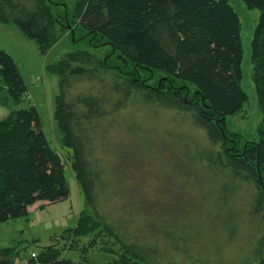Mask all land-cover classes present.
I'll use <instances>...</instances> for the list:
<instances>
[{"label": "trees", "instance_id": "obj_1", "mask_svg": "<svg viewBox=\"0 0 264 264\" xmlns=\"http://www.w3.org/2000/svg\"><path fill=\"white\" fill-rule=\"evenodd\" d=\"M30 1L32 8L22 0H0V22L13 23L46 55L65 33L59 31L61 24L48 0ZM242 1L249 9L259 11L251 64L262 113L258 141L242 152L230 151L227 145L226 118L239 115L248 102L241 84V21L228 0H83L75 7L77 28L111 46L121 60L136 68L161 72L168 80L191 85L195 90L190 99L184 89L170 88L167 83L144 87L113 74L103 59L85 50L67 53L48 66V71L59 78L54 118L62 146L72 152L68 159L84 195L85 209L73 234L84 237L99 230L114 238L125 259L111 264H128L126 260L164 264L160 257L171 260L154 248L158 241H172L167 232L154 238L160 231L155 223L157 213H149L151 207L147 205L154 195L145 191L144 197L131 200L135 207L127 208H109L110 198L106 197L108 188L114 187L115 200L127 206L130 196L129 188L113 179L97 154L104 136L102 123L124 110L106 106L113 102L119 107L129 95L189 115L208 140V148L199 158L205 161V171L221 178L225 192H249L251 216L264 214V0ZM27 92L18 64L0 49V105L6 104L8 97L19 105ZM64 167L62 156L43 131L35 106L12 110L6 118H0V225L27 217L28 208L39 202L67 199L70 191ZM189 209L182 213L185 219L195 217L188 215ZM239 211L241 215L246 212L242 208ZM185 228L186 224L182 225L180 235ZM261 242L264 244V233ZM175 248L180 252L177 244ZM19 252L15 247L0 249V264H18ZM33 254L35 258L19 264H87L66 258L56 245ZM243 264H264V258Z\"/></svg>", "mask_w": 264, "mask_h": 264}, {"label": "rangeland", "instance_id": "obj_2", "mask_svg": "<svg viewBox=\"0 0 264 264\" xmlns=\"http://www.w3.org/2000/svg\"><path fill=\"white\" fill-rule=\"evenodd\" d=\"M80 1L83 0H48L61 24L59 31L65 36L46 55L41 54L37 43L24 37L13 23L0 22V49L16 61L28 88L21 104H15L8 97L6 104L0 105V118H6L12 110L36 107L47 139L62 156L70 191L69 197L63 201L39 202L28 208L27 217L0 225V249L17 248L20 251L18 264L52 245H56L66 258L87 264H111L115 260L125 259L116 240L99 230L84 237L73 234L80 213L85 209V202L68 159L72 152L62 146V136L54 118L59 78L48 71L49 65L55 64L67 53L85 50L103 59L110 71L122 79H132L144 87L153 88L167 83L170 88L184 89L185 96L190 99L195 95L191 85L168 80L165 74L158 71L136 68L121 60L111 46L79 30L74 13ZM228 2L241 21V84L248 102L239 115L226 118L227 145L230 151L242 152L245 146L258 141V128L262 120L252 82L251 64V44L259 11L249 9L242 0ZM22 3L28 8L33 7L30 0H22ZM106 107L124 110L102 123L105 137L99 142H102V146L97 154L113 179L122 181V186L129 188L130 195L126 198L127 206H124L123 202L119 204L115 200L114 187L108 188L106 197L110 198L109 208L117 205L135 207L132 201L139 196L144 197L145 191L154 195L150 201L147 194L150 201L147 205L151 207L148 212L157 213L155 223L160 230L154 238L158 239L167 232L171 233L172 239L168 243L158 241L154 248L163 255L166 253L171 260L187 264H243L264 258V244L261 242L264 214L257 218L251 216L248 213L251 208L249 192H225L221 178L205 171V161L199 158L208 148V140L205 132L193 124L189 115L149 104L135 95L127 96L119 107L113 102ZM241 208L246 211L244 215L240 214ZM188 209L191 212L188 215L194 218L185 219L182 216ZM184 224L185 233L180 235ZM176 244L180 252L175 251ZM160 260L164 264L171 261L161 257ZM126 261L128 264H143Z\"/></svg>", "mask_w": 264, "mask_h": 264}, {"label": "built area", "instance_id": "obj_3", "mask_svg": "<svg viewBox=\"0 0 264 264\" xmlns=\"http://www.w3.org/2000/svg\"><path fill=\"white\" fill-rule=\"evenodd\" d=\"M32 257H34V258H35V255H34V254H32Z\"/></svg>", "mask_w": 264, "mask_h": 264}]
</instances>
